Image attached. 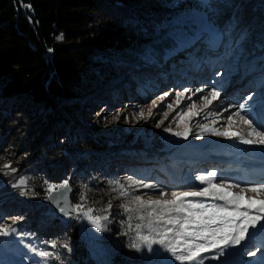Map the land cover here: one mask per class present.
Returning <instances> with one entry per match:
<instances>
[{
  "label": "trees",
  "instance_id": "obj_1",
  "mask_svg": "<svg viewBox=\"0 0 264 264\" xmlns=\"http://www.w3.org/2000/svg\"><path fill=\"white\" fill-rule=\"evenodd\" d=\"M217 3L219 12L227 9L230 14L237 2ZM184 11V0H0V154L14 145L15 153L22 150L30 155L20 160L21 164L15 162L20 169L17 174L3 178L25 177L27 194L21 195V188L6 187L1 198L16 202L25 222L40 216L41 202L51 210L47 185L64 180L72 185V204L79 202L86 185L87 206L95 209V214L106 213L103 210L112 204L104 176L109 166L107 154L125 156L127 150L142 149L133 136L122 137L93 123L96 110L91 109L94 102L85 98V89L100 84L107 73H128L125 84L130 83L132 69L148 63L144 56L149 51L161 61L179 30L187 33L195 29L175 23ZM233 13L236 21L244 13L251 16L246 27L252 26L255 18L264 23V11L253 12L242 5ZM229 14L219 18L223 26L232 23ZM243 20L237 28L247 21ZM61 34L63 39L58 40ZM98 102L109 108L112 98L107 95ZM22 111H33V122L41 125L27 143L13 138L7 128L13 115ZM47 121L53 124L50 133ZM154 143L152 140L151 147L143 149L153 151ZM51 234L56 247L73 245L70 261L95 264L73 221L53 227Z\"/></svg>",
  "mask_w": 264,
  "mask_h": 264
},
{
  "label": "rangeland",
  "instance_id": "obj_2",
  "mask_svg": "<svg viewBox=\"0 0 264 264\" xmlns=\"http://www.w3.org/2000/svg\"><path fill=\"white\" fill-rule=\"evenodd\" d=\"M217 1L218 0H184L185 11L175 23H181L180 25L184 24V26H182L183 29H185L187 25H193L195 30L187 33H182L181 30H179L181 33L178 32L177 36L174 37L175 41L164 49L161 61L158 60L157 54L155 55L151 51L147 52L144 58L148 59V63L145 65L138 64L135 70L132 69V81L130 83L125 84L128 79V73H107L105 80L99 82L100 84L94 83L92 88L85 89L87 94L85 98H89L94 102V104H91V109L96 110L92 115L94 118L93 123H99L100 127L103 129H107L122 137L125 135L133 136V141L137 142L136 146L142 149L140 152L138 150L136 152L127 150L126 152L128 153L125 156L122 155L124 153L120 154L115 152L107 154L108 157L104 155L107 159L105 163L109 164L104 176L106 177L112 197V207L104 214L108 216L107 221L103 222L106 227L105 231H97L87 219H78L76 214L71 219V221L77 225L86 250L89 256L95 259V264H117V261L121 260H124L126 264H179L178 261L164 251L159 245H153V251L151 252H149L146 247L140 252L129 247V244L137 235L136 225L142 222L136 218L134 213L129 214L124 212L121 205L128 204L129 200L128 198L121 197L119 195V189L116 188L115 184L110 182L119 180L125 185V188L131 196L142 195L145 199H147L148 196H151L153 199L160 198L159 192L157 190L130 187L127 183L128 177L140 180L143 183L156 184L159 188H163L164 191L169 193L171 191H181L184 187L181 181L188 184L186 187H191L192 190H200L206 187V185L201 184L197 177L207 175L211 171L199 172L198 166L190 167L183 165V162H181V164L175 163V160L181 157L180 154L198 149L200 151L209 150V153L214 151L221 152L222 150L225 152L229 149L228 146L230 144L232 147H238L240 145L238 139L234 141V139L213 136L210 133H204L202 138H197L195 132L199 130L197 128L198 122L209 124L210 127L214 126L217 129L223 130V128L228 127L227 118L238 110V106L241 103H245L247 97L242 99L240 103H238L239 101L237 100L230 101L234 98L235 93H233V95L228 98L223 96L222 98L219 97L218 99H221L222 102L219 107L211 109L215 106L214 103H216V100L209 109H204L202 107V98L213 89L219 91L220 96L224 94L222 87H220V89L214 88L212 83L216 78L220 76L223 77V74L227 72V70L223 71L225 67H229L230 69H237L239 66L246 67L244 66L246 64H242V62L250 59L256 60L257 57L253 56L257 52L260 53L256 55L264 59V23L255 18L253 25L246 27V22H248L251 16L248 18V16H245L247 13H244L236 21L235 13L231 14L237 7L242 5L253 12H263L264 0H235L237 3L234 5V8L231 9L232 12H230V14L225 12L227 9L219 12ZM223 14H229L228 20L230 18L232 21L231 24L223 26V23L219 20ZM243 19L247 21L237 28V26L244 21ZM236 28L237 31L233 32ZM209 32L216 35L221 40L222 49L219 57L223 55V59L220 68L218 67L215 70L217 71L216 75L205 77L207 83L203 84V87L207 89L206 93L199 96V92H197V95L192 96L191 100H188L187 96L191 95L192 91H196L203 87L198 86L197 83L190 84L187 82L175 89L170 83L166 82L165 77L163 79L161 70L164 69L166 64L168 65V71L170 73L173 70L175 72V68H178L179 72L176 71L175 75H178L180 78V69H183L182 67L184 66L178 65V62L169 63V61H167L169 59L168 56L173 57L172 55L176 48L192 40L193 43L190 48H195L197 42L201 45L202 42L207 40L206 34ZM173 46L177 47L169 50ZM165 53H167L168 56H166L167 54ZM249 62L250 61H248L247 64ZM208 71L206 65H204L203 72L202 70L201 72L204 74ZM203 74L198 78L200 79ZM263 75L257 78V85L255 84L256 86L254 87L255 90L260 89L261 91L262 88L259 86L264 83L261 82V78H264ZM193 78L191 80L195 79ZM250 81L252 83L254 82V80ZM161 82L162 85H160ZM258 82L261 83L258 84ZM185 88L190 91L185 94L184 98H181L179 105H177L175 103L177 99L176 93L183 91ZM165 93L169 95L165 100L160 101V97L164 96ZM257 93L258 91L254 94ZM107 95L112 98V103H110L109 108L107 106L104 108V106L100 104H105V102L98 101H103ZM153 101H156L158 106L152 108L153 117L147 118V111L152 107ZM227 101L229 102L227 103ZM169 103L173 104L172 111H169L167 108ZM192 103L197 104L198 107L196 111L199 115L192 117L190 120L185 117V122L189 123L192 128V134L189 135V138L184 140L182 137L173 136L170 132L164 131V128L168 126H171L173 131H182L183 123H181V127L177 128L176 123H173V121L176 120L180 122L179 114L187 112V106ZM140 111L145 112V119L139 118ZM166 111L169 112L168 118L163 125L157 127V123L161 119H164L163 113ZM208 111L215 112L216 114L205 119L204 112ZM224 111H228V114L222 118L221 115ZM32 115L33 111H22L17 115H13L12 123L7 127L12 130L13 138H17L19 142H31L36 135V131L41 128L39 123L36 124L33 122L34 118ZM253 117L254 111L252 110L251 118L253 119ZM213 121H216L214 125L212 123ZM49 122L50 121H47L46 124V126H49L47 127L48 133L52 131L53 127V124L50 126ZM246 127L248 128L242 121L238 118H234L232 130L238 133L240 132V134L246 138H250L247 137L245 133L243 134L242 128L245 129ZM152 140L155 141L154 144L156 145L152 146V148H154L153 151L144 150L143 147L150 146ZM11 145H13V143ZM10 147L11 148H8L6 152L2 151L0 154V224L7 225L15 229L16 232L8 237H0V264H78L76 260L70 261V257H68L72 255L74 250L72 244H67L68 247L64 246L63 248L58 246L55 248L51 247L50 244L53 242V240L50 239V237H53L51 230L53 227L61 225L62 222L56 220L53 211L50 210L45 203L41 202L38 204L40 216H32L30 221L25 222L20 211L16 208V202H8L1 198V194L4 191L3 189L6 187L12 189L21 188L19 191L21 193L26 186H13L18 185L22 179L26 180L23 176L18 178V180L16 179L17 181L11 178L9 180H3L5 176L13 177L15 173L17 174L19 172L20 169L16 167L15 162L21 164L22 161L20 162V160H25L30 156L29 154H23L22 150H20L21 152L15 153V150H12L16 148L14 145ZM5 164H10L11 168L15 169V171L7 172L6 174V170L3 169ZM174 169L179 170L178 175L181 180H178V183H172L171 181V177L174 176ZM214 182L229 184L224 180L220 182L215 180ZM114 188H116L115 191H113ZM230 190L234 191V189ZM165 198L170 199L171 197L169 195ZM190 199L202 200L205 203L212 202L211 198ZM129 206L132 207L130 204ZM14 218H18L16 223H13ZM34 223H38L37 226H34ZM143 223L146 224L147 220ZM129 224L131 228H129ZM141 231L143 234H148L146 228L141 229ZM25 245H31L37 250L49 251L54 253V255L45 260L35 252L30 251ZM65 250L67 254H64ZM241 257L242 256H240V258ZM247 258L246 256V259ZM186 264H188V262H186Z\"/></svg>",
  "mask_w": 264,
  "mask_h": 264
},
{
  "label": "snow or ice",
  "instance_id": "obj_3",
  "mask_svg": "<svg viewBox=\"0 0 264 264\" xmlns=\"http://www.w3.org/2000/svg\"><path fill=\"white\" fill-rule=\"evenodd\" d=\"M57 39L62 40L63 35L61 34ZM189 91V89L185 88L183 91L177 92L175 103L179 105L181 98H184ZM204 91V88L192 91L191 95L187 96V99L191 100L192 96L197 95V92L203 93ZM168 95V93H165L164 96L160 97V101L165 100ZM219 97V91L211 90L207 95L203 96L202 107L209 109ZM246 99L247 101H253V96L249 95ZM157 106V102L153 101L152 107L147 111V118L153 117L152 108ZM253 106L247 102L241 103L238 106V110L227 118L228 127L223 128V130L198 122L197 128L199 130L195 132L196 137L202 138L204 133H210L213 136H221L226 139H238L244 145L264 146V124L251 118ZM197 107L196 103L188 105L187 112L179 114L180 122L173 121V123H176L177 128L181 127V123H183L182 131H173L171 126L165 127L164 131L187 140L189 135L192 134V128L189 123L185 122V117L190 120L192 117L199 115L196 111ZM167 108L172 111L173 104L169 103ZM215 114V112L208 111L205 113V119ZM163 116L164 119L157 123V127L164 124L169 112H164ZM139 118H146L144 111L139 112ZM234 118H238L243 124L248 126L250 131L247 137L250 138H246L232 130ZM212 123L214 125L216 121ZM3 169L6 170V174L7 172L15 171L10 164H5ZM215 178L216 173L210 172L207 175L197 177L200 183L206 185V187L200 190L171 191L169 193L164 191L163 188H159L156 184L143 183L140 180L128 177L127 183L130 187L157 190L160 197L157 199H153L151 196H148L147 199L142 195L131 196L125 185L119 180L110 182L119 189L121 197L129 200L128 204L121 205L124 212L134 213L136 218L142 222L136 225L137 235L129 244V247L137 252L142 251L146 247L151 252L153 251V245H159L179 264H186V262L188 264H204L205 254L209 252L214 253L211 259L220 260L224 258L221 260V264H233L231 257L237 255V253L230 252L229 249L234 248L240 250L243 255L255 257L257 252L261 251V246L257 245L255 250L251 251H244V249L253 244L257 237L264 241V198H254L245 195V193H255L257 197L264 195V183L242 188L238 183L214 182ZM26 184L27 181L22 179L18 185L13 186L19 187ZM84 188L85 191L80 193L79 202L76 204H71L68 199L67 193L70 191L68 180H64L59 185L48 184L46 191L48 199L57 205H60L61 199L63 200V206L59 207L61 213L64 215L75 213L78 219H87L97 231H105L106 227L103 222L107 221L108 216L95 214L96 210L87 206V186L85 185ZM236 188H239L240 191L234 192L230 190ZM57 190H59V194ZM26 194L24 191L21 192V195ZM169 195L170 199L165 198ZM190 198H211L212 202L205 203L202 200ZM111 207L112 205L109 203L103 211L107 212ZM17 219L14 218L13 223H16ZM145 220H147L146 224L143 223ZM129 228H131L130 224ZM143 228L147 229L148 234H143L141 231ZM15 232V229L0 224V237H8ZM25 246L45 260L54 255V253L49 251L37 250L31 245ZM64 246L68 247L67 244ZM51 247L55 248L56 244L54 242L51 243Z\"/></svg>",
  "mask_w": 264,
  "mask_h": 264
},
{
  "label": "bare ground",
  "instance_id": "obj_4",
  "mask_svg": "<svg viewBox=\"0 0 264 264\" xmlns=\"http://www.w3.org/2000/svg\"><path fill=\"white\" fill-rule=\"evenodd\" d=\"M206 31V30H205ZM206 36H207V40L206 41H204V43L202 42L201 43V45H199V43L197 42L196 43V47H195V49H197V48H199V47H201L202 46V44H203V46H204V44H206L207 46H209L212 42H213V44L214 45H216V47H215V49H213L212 50V52H215L216 54H217V56H218V59L216 60V62L214 63V66L212 67V68H209V69H207V70H209L208 72H206V73H202L203 72V66L205 65V63H203V61L204 60H199V62H200V68L199 67H195V66H193L192 67V69H191V71H192V73L191 74H193V75H189V77L188 78H186V81L184 82L183 80H181L180 82H179V84L178 85H175V89H176V87H180V86H182L184 83H190V84H196L197 83V85L198 86H204L203 84H206V82L204 81V80H202L203 79V76L204 75H208V74H210V73H213V71H214V74L216 75V73H217V71H215L216 70V68L217 67H219L220 68V64H221V62H222V57H223V55H221L220 57H219V55L221 54V40L216 36V35H214V34H212L211 32H209L208 34H206ZM197 40V39H196ZM192 43H193V40L192 41H190V42H188V43H186V44H184L183 46H180V47H178V48H176L175 50H174V53H173V57H170V56H168V54L166 55V56H168V60L167 61H169V63H170V61L171 60H174V61H177V62H179V64L178 65H185L183 62H180V61H182V57H184V55L183 54H181V52H182V49H181V47L182 48H186L185 50H184V52H190L191 53V55H194V53H192V51H191V49L192 48H190V46L192 45ZM198 45V46H197ZM202 46V47H203ZM193 50V49H192ZM208 50V49H207ZM259 51V50H258ZM260 52H257L256 54H259ZM255 54V55H256ZM254 55V57H257L256 58V60L255 59H253V60H246V61H244L242 64H246V65H244V66H246L247 67V69H246V71H245V76L243 77V78H241V79H239L238 81H236V80H234V83L233 82H230V84H232V86L228 89V91H226V92H224V94L223 95H221L220 96V98H222V96L223 97H230V96H232L233 95V93H235V95H234V98L233 99H231L230 101H234V100H237V101H239L238 103H240V102H242V99H244V98H246V97H248L249 95H255L254 93H256L257 91H258V93L260 92V89H257V90H255L254 89V87L257 85L256 84V80H257V78H259V77H262V75L264 74V72H262V71H264V59H263V57H258L257 55L255 56ZM195 59H197L198 60V57L197 56H195L194 57ZM180 60V61H179ZM189 60H190V58H189ZM248 61H250L248 64H247V62ZM199 64V63H198ZM204 64V65H203ZM167 65V64H166ZM164 66V69L163 70H161V74L163 75V79H164V77H165V79H166V82L167 83H170V82H176L177 80H179L180 78H179V76L178 75H175V73H176V71L177 72H179V69L177 68H175V72H174V70L170 73L168 70V65L167 66ZM199 68V70H197ZM241 68H244V67H241ZM166 69V70H165ZM230 68L228 67H225L224 68V70L223 71H228ZM181 70V69H180ZM201 70H202V72H201ZM201 72V73H200ZM167 73H168V75H167ZM203 74V76H201V78L199 79L198 77L200 76V75H202ZM228 75H230V74H228ZM227 75V76H228ZM264 76V75H263ZM195 79H194V78ZM253 77H255V78H253ZM170 78H171V80H170ZM194 79V80H191V79ZM224 78H226V77H218V79L219 80H224ZM234 79H236L235 78V76H234ZM196 80V81H195ZM250 80H254V82L252 83ZM224 82H226V81H224ZM261 82H264V78H261ZM261 82H258V84H260ZM227 83V82H226ZM256 84V85H255ZM160 85H162V82H161V84ZM263 85H264V83L263 84H260V88H262L263 89ZM222 86V84H217V85H215V86H213L214 88H217V89H220V87ZM204 89H205V91L203 92V93H201V92H199V96L200 95H203L204 93H206V91H207V89L205 88V87H203ZM261 89V91H263ZM208 93V92H207ZM257 93V94H258ZM258 100L257 99H253V101H247V99H245V102H247L248 104H252V105H254V103L255 102H257ZM229 101H227V103H228ZM215 104V106H213L211 109H215L216 107H219L221 104H222V102H221V99H217V101H216V103H214ZM204 113H206V112H204ZM228 114V111H224V113L221 115V117L223 118V117H225L226 115ZM204 115V114H203ZM238 127H239V125H238ZM247 128V127H246ZM243 129L242 128V130H243V134L245 133L246 134V136H247V134H248V132L250 131V129L249 128H247V129ZM258 130H260V129H258ZM235 141V140H234ZM233 141V142H234ZM237 144V143H236ZM239 149V146L238 147H232V145L230 144L229 145V149H227L225 152H234V151H236V150H238ZM239 150H241V148L239 149ZM200 153L203 155V157L201 158V160L200 161H197V162H193L191 159L192 158H190V159H182L181 157L180 158H178V159H176L175 160V163H179V164H181V162H183V165H185V166H190V167H197L198 166V170H199V172H204V171H211V169L214 167V170L216 169V168H223L224 166H227L228 164V166H230V164L231 163H228V161H226V162H221L220 160H217V159H211L209 156H210V154L208 153V151H200ZM151 167V166H150ZM212 172V171H211ZM173 174H174V176H172L171 177V181H172V183H178V180H181V178H180V176L178 175L179 174V170L178 169H174L173 170ZM151 178V177H150ZM215 180H217V181H221V180H224V181H227L229 184H232V183H238V182H236L235 180H234V178H230V177H226L222 172H220V173H216V178H215ZM181 184L184 186L182 189H181V191H188V190H192L191 189V187H186V185H188V184H185L184 182H182L181 181ZM239 184V183H238ZM258 184H261V183H258ZM258 184H246V185H241V184H239L240 185V187H242V188H244L243 186H246V188L247 187H251V186H253V185H258ZM240 191V189L239 188H236V189H234V192H239ZM245 195H247V196H252V197H254V198H264L263 196L264 195H261V196H259V197H257V194H255V193H245ZM223 203V202H222ZM257 245H259V243H257L256 241L253 243V244H251V245H249V247L247 248V249H244V251H251V250H255V247L257 246ZM229 251L230 252H233V253H237V255H235V256H233V257H231V259H232V261H233V264H235V263H244V261H242L241 259H240V256H242V258H244V259H246V256L247 255H243L242 254V252L240 251V250H238V249H229ZM242 254V255H241ZM212 255H214V253H211V252H209V253H206L205 254V258H204V264H221V260L222 259H224V258H221L220 260H213V259H211V256ZM247 257H249V256H247Z\"/></svg>",
  "mask_w": 264,
  "mask_h": 264
},
{
  "label": "water",
  "instance_id": "obj_5",
  "mask_svg": "<svg viewBox=\"0 0 264 264\" xmlns=\"http://www.w3.org/2000/svg\"><path fill=\"white\" fill-rule=\"evenodd\" d=\"M69 185H70V191L67 193V195H68V199H69L70 203L72 204L71 195L73 192V188H72V185L70 182H69ZM57 193L59 194V190H57ZM48 202H49V206H50L51 210L54 213L55 218L62 223H65V222L71 220L73 218V216L75 215V213H72L71 215H64L63 213L60 212L59 207L63 206V200L62 199H61L60 205H57L56 203H54L52 200H49V199H48Z\"/></svg>",
  "mask_w": 264,
  "mask_h": 264
}]
</instances>
